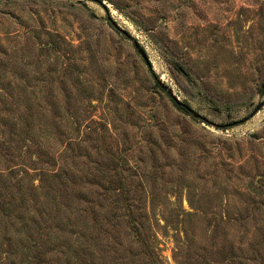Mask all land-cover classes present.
I'll list each match as a JSON object with an SVG mask.
<instances>
[{
	"label": "rangeland",
	"instance_id": "1",
	"mask_svg": "<svg viewBox=\"0 0 264 264\" xmlns=\"http://www.w3.org/2000/svg\"><path fill=\"white\" fill-rule=\"evenodd\" d=\"M102 1L109 14L92 0H0L1 117L19 105L56 149L57 131L86 134V188L99 197L97 168L116 167L115 196L143 203L162 264H264V103L215 125L264 101V0ZM154 75L206 120L178 109ZM22 151L0 153V169L24 177L16 220L39 219L40 256L18 245L23 223L0 217V264H114L120 253L141 264L123 227L95 246L71 192L35 198Z\"/></svg>",
	"mask_w": 264,
	"mask_h": 264
},
{
	"label": "trees",
	"instance_id": "2",
	"mask_svg": "<svg viewBox=\"0 0 264 264\" xmlns=\"http://www.w3.org/2000/svg\"><path fill=\"white\" fill-rule=\"evenodd\" d=\"M177 108L181 109L179 106ZM30 115L32 113L27 110L20 111L19 105L10 107L6 116L1 117L0 115V153L14 155L13 152L16 151L15 153H20L18 156L21 155L22 150L27 153L29 163L25 169L21 170L24 175H28L29 171L26 169L37 172L35 175L38 176V184H34L32 187L35 191V198H39L36 191H40L50 201L52 197L54 200L57 199V193L71 192V196H75L80 204L76 208L78 215L83 216L86 226L89 224L87 226L90 229L89 238L100 250H104L103 239L105 237L103 236L110 229L117 231L119 227H123L128 240V244L124 245V247L126 246L125 251L138 257L141 264H162L157 247L152 243L154 236L150 235V223L143 203H136L129 196L123 198L115 196L117 190L123 189V185L120 183L119 185L113 183L115 179L109 173L110 170H117L116 167L113 169L97 168V172L106 179L107 183L101 185L102 191L99 197H93L86 188V134L80 136L77 133V135L62 137L61 133L57 131L58 138L55 140L60 148L56 149V146L51 145L49 140H40L41 129L35 126ZM76 126L78 129L79 124L77 123ZM44 129L49 130L48 125ZM69 160L74 164H80V168L70 167ZM15 177L14 185L18 188L14 190V193H11L12 185L4 182L11 183V179ZM23 178V175L15 174L13 167L0 169V183H3L0 185V217L9 219L13 223H23L24 228H21L22 232L17 233L16 240L21 246V250L25 248V256L30 260L40 256L37 241L33 239V232L39 228V219L31 217L30 224L24 221V217L16 220V217L22 215L19 209L25 206L22 191ZM15 194L18 197L14 196ZM28 225L30 227L27 228ZM4 234L7 236L6 231ZM8 236L9 239H7L11 240V234ZM117 240L121 247L123 244L120 243L122 242L118 238ZM26 241L27 245L25 246ZM112 250L116 251L117 247H112ZM94 251L91 253L94 254ZM108 251L107 248L102 256L105 260L106 257H110ZM40 259L41 257L38 260ZM124 261V253H120L111 262L124 264Z\"/></svg>",
	"mask_w": 264,
	"mask_h": 264
},
{
	"label": "water",
	"instance_id": "3",
	"mask_svg": "<svg viewBox=\"0 0 264 264\" xmlns=\"http://www.w3.org/2000/svg\"><path fill=\"white\" fill-rule=\"evenodd\" d=\"M98 4H100L105 13L106 14H109V9H108V6L105 5V3L102 1V0H92ZM107 19L109 20V22L111 23V25L117 30L119 31L120 33H122L123 35H125L126 37H128L134 47L137 49L139 55L142 57V59L145 61L147 67L150 69V71H152V66H151V63H150V60L145 52V50L139 46L138 44V41L128 32L126 31L125 29L121 28L113 19L110 15H107ZM154 79L156 80V82L158 83V85L167 92V94L170 96V98L174 101V103L179 106L181 109H183L184 111L190 113L194 118H197V119H202V120H206V117H204L203 115H201L199 112H197L196 110L192 109L188 104H186L185 102H183L182 100H180L178 98V96L174 93V91L172 90V88L167 85L166 83L162 82L159 78H157L156 75H154ZM264 101H262L260 104H258L254 110L245 118H242L240 120H237L233 123H230V124H215L216 126H219V127H224V126H227V125H232V124H236V123H240V122H243L244 120L248 119L249 117H251L262 105H263Z\"/></svg>",
	"mask_w": 264,
	"mask_h": 264
}]
</instances>
